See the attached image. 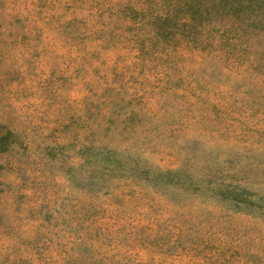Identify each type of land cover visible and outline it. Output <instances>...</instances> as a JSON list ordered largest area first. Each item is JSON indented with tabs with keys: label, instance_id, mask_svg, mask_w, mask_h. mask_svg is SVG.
Here are the masks:
<instances>
[{
	"label": "rangeland",
	"instance_id": "obj_1",
	"mask_svg": "<svg viewBox=\"0 0 264 264\" xmlns=\"http://www.w3.org/2000/svg\"><path fill=\"white\" fill-rule=\"evenodd\" d=\"M0 264H264V0H0Z\"/></svg>",
	"mask_w": 264,
	"mask_h": 264
},
{
	"label": "trees",
	"instance_id": "obj_2",
	"mask_svg": "<svg viewBox=\"0 0 264 264\" xmlns=\"http://www.w3.org/2000/svg\"><path fill=\"white\" fill-rule=\"evenodd\" d=\"M229 191L232 192V189H229ZM232 198H233L234 201H236V203L239 202V201H241V200H239L238 198H234V197H232Z\"/></svg>",
	"mask_w": 264,
	"mask_h": 264
}]
</instances>
